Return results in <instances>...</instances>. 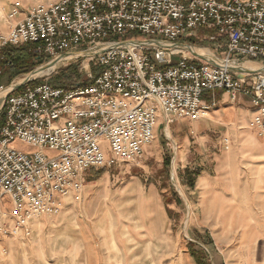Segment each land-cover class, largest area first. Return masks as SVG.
Here are the masks:
<instances>
[{"label": "built area", "instance_id": "obj_1", "mask_svg": "<svg viewBox=\"0 0 264 264\" xmlns=\"http://www.w3.org/2000/svg\"><path fill=\"white\" fill-rule=\"evenodd\" d=\"M20 8L13 5L8 21ZM202 31L211 32L202 39L223 54L220 64L185 53L187 41ZM22 46L51 60L85 49L93 65L83 67L87 85L65 89L46 81L6 94L0 106V238L29 237L33 221L59 215L66 198L81 194L86 172L141 158L160 118L165 129L207 117L219 104L218 91L230 104L250 100V128L264 137V0H59L37 6L0 35V93L5 73L15 69L4 50ZM243 61L259 70L231 71ZM17 140L36 150L12 148ZM223 145L228 150L229 140Z\"/></svg>", "mask_w": 264, "mask_h": 264}, {"label": "rangeland", "instance_id": "obj_2", "mask_svg": "<svg viewBox=\"0 0 264 264\" xmlns=\"http://www.w3.org/2000/svg\"><path fill=\"white\" fill-rule=\"evenodd\" d=\"M32 8L34 6H22L16 20ZM209 34L211 32L202 31L189 39L187 44L191 49L186 47L189 51L185 53L190 55L196 48L201 51L193 52L204 59L215 56L219 61L223 59V54L213 51L212 43L202 39ZM25 50L33 49L22 46L4 52L13 58L23 55ZM206 51L211 52V57L204 55ZM70 54L76 56L72 59L64 56L55 66L51 65L55 60L36 55L38 66L33 71L23 74L15 68L5 73L1 83L9 91L11 86H20L28 78H36L28 85L51 83L62 70L78 65L77 85L88 84V68L85 70L83 67L87 64L91 67L93 61L84 55H87L85 49ZM240 66L260 67L249 61L241 62ZM23 87L18 90H23ZM217 99H222V91L217 92ZM252 108L250 100L244 97H240L236 104L222 102L210 111L211 117L182 119L171 125L170 137L166 135L160 118L155 140L141 158L132 163L86 172L81 194L66 198L59 215L33 221L29 237L0 238V264H196L189 253L191 243L205 254V261L209 264H262L264 240L253 241L255 236L250 233L243 237L249 242L243 247L238 243L239 234L235 231L241 227L252 232V225L264 229V217L254 220L255 210L243 204L235 187L242 180L239 166L245 174L254 168L255 193H263L264 155L258 156L263 144L248 139L249 133L256 131L249 127V121L245 125H230L242 109ZM244 134L246 137H241ZM258 138L264 140V137ZM224 139H230L233 154H227ZM106 146L104 143V150ZM11 147L21 152L36 150L19 140ZM248 154L255 157L256 164L250 165ZM222 167L230 171L228 176L233 182H228L223 188L233 199L210 196V200H201L209 215L216 213V225L204 218L199 210L194 215L191 208L193 203L198 204L199 180L202 178L200 187L204 192L208 189L207 177L225 178ZM247 177L250 178L249 174ZM262 193L257 199L263 205L260 212L264 216ZM165 198L170 202L167 207ZM167 208L177 214L175 220L169 218Z\"/></svg>", "mask_w": 264, "mask_h": 264}, {"label": "crops", "instance_id": "obj_3", "mask_svg": "<svg viewBox=\"0 0 264 264\" xmlns=\"http://www.w3.org/2000/svg\"><path fill=\"white\" fill-rule=\"evenodd\" d=\"M58 1L59 0H25V1L24 0H16L15 3H12V0H0V35H6L10 31V29L13 28L18 22L23 20L25 15H26V13L23 14V16L19 20L15 19L13 21H7L6 20V15L9 14V12L11 11V8H12V6L14 4H16V3H19L20 5L23 4V5H21V7L24 6L26 8L29 5H31V6H34V8H35L37 6H45L44 3L50 5V4L56 3ZM223 98H224V96H222V99H217L219 104L222 103V102H228L227 101V96H225V101H223ZM253 117H254V111L253 110L242 109L241 113L234 117L233 123H230V125H233V126H235L234 124L245 125L249 121V127H250V122L252 121ZM228 136H229V134H228ZM241 137H246V135L245 134L241 135ZM258 137H260L259 136V131L256 130L255 133H253V132L249 133L248 139L250 141L261 142L263 144V145H260V147H261L260 149L261 150H260L259 155H258V156H262V154L264 155V140L261 141V140H259ZM228 140L230 142V145H229V149L226 150V151H228L227 154H230V153L233 154V151H230V148L232 147L231 146V141H230V139H228ZM246 157L249 160H251L250 165L256 164V163H254L255 159H253L255 157H253L252 154H248ZM260 163H262V162H260ZM239 167H240V176H241V179L243 181L241 180L239 186H237V185L235 186L236 187V191H237L238 195L243 199V201H244L243 204L246 205L247 207H252L255 210V214L253 215V218H254V220L258 221L261 218H263L264 216L260 212V210L263 209V205L257 199L258 196H261L262 192H260L258 194L255 193L256 192L255 188H254L255 182L252 180L253 179V177H252L253 170H256V169L253 168V169H250L249 171H247V173L250 176V178H248L247 177L248 174L244 173V169L241 166H239ZM223 170L226 173L225 178L212 179L210 177H207L208 180H209L208 189L205 190L204 192H203L202 188L200 187V181H201L202 178L199 180L198 189L200 191V196H199L198 204L196 205V203H193V207L191 208L194 215L199 210L200 214L204 218L210 219V221L212 220L216 225L218 224V220H216V215H215L216 213L209 215L206 212L205 207L202 205V203H201L202 201L201 200H202V198H204L206 200L207 199L210 200V196H217L218 198H224L226 200L233 199L232 198L233 196H231L229 193H227L226 190L223 188V186L225 184L228 185V182H231V183L233 182V180H231L229 178V176H228L230 171H229V169H224V168H223ZM219 180H222L223 182H220ZM262 188H263V193H264V187H262ZM203 195H205V196H203ZM252 228H253L252 232H250L249 229L246 230V229H243L241 227L235 229V231L238 232V234H239L238 243L240 242V244L243 247H246L247 244L249 243V242H246V240H243V237H245L247 234L253 233L255 235V240H253V241L260 242L261 240H264V229H262L259 226H255V225H252ZM231 231L232 230H230V232ZM247 263H249V262H247ZM262 264H264V257H263Z\"/></svg>", "mask_w": 264, "mask_h": 264}, {"label": "trees", "instance_id": "obj_4", "mask_svg": "<svg viewBox=\"0 0 264 264\" xmlns=\"http://www.w3.org/2000/svg\"><path fill=\"white\" fill-rule=\"evenodd\" d=\"M36 58L37 56L35 55L33 50L29 52L25 50V53L23 55L18 57L17 56L13 57L15 68L19 69V73L28 74L38 66L36 65L35 62ZM78 79H79L78 65H71L66 69L62 70L58 75L53 77L51 80V84L59 88L72 89L77 85ZM32 84H36V83H32ZM169 203L170 202H168V199L165 198L166 207L169 205ZM179 205L180 206L183 205L181 200H179ZM167 214L171 220H175V217L177 215L175 214V212H173V210H170L168 208H167ZM189 253L191 257L195 260L196 264H209L206 263L205 261L206 260V257L204 256L205 254L202 251L197 250L195 245L192 243L189 245Z\"/></svg>", "mask_w": 264, "mask_h": 264}, {"label": "bare ground", "instance_id": "obj_5", "mask_svg": "<svg viewBox=\"0 0 264 264\" xmlns=\"http://www.w3.org/2000/svg\"><path fill=\"white\" fill-rule=\"evenodd\" d=\"M105 49V47L104 46H102V47H98V48H96V49H94L95 51H103ZM176 51L178 50V49H175ZM95 51H93V52H95ZM193 51H196V52H200L201 50H196V48H194L193 49ZM202 51H205V50H202ZM90 54H91V52H90ZM93 54V53H92ZM87 55H89V53H87ZM206 57H211V53L210 52H208V51H206V54H204ZM76 55H70L69 56V58H73V57H75ZM201 57V56H200ZM215 58V57H214ZM213 57H212V59H207V60H209V61H211V62H213V63H218V64H220L221 62L219 61V59L217 58H215L214 59ZM241 64H239V66H240ZM48 66V65H47ZM52 66H54V65H52ZM52 66H49L48 68H50V67H52ZM239 70L240 71H242V72H249V73H255L254 71H257V70H259L258 69V67H242V66H240V68H239ZM252 71V72H251ZM28 79H31V78H28ZM22 81V80H21ZM20 84V83H19ZM16 86H18V85H16ZM10 91H13V89L12 88H10ZM9 91V89L8 90H4V91H2L1 93H0V106H1V104H2V102H3V100H4V98H5V96H6V92H10ZM208 117L210 116L211 117V115H207ZM165 133H166V135L168 136V137H170V130H169V128H166L165 129ZM230 229V228H229ZM255 235L253 234L252 235V237H254Z\"/></svg>", "mask_w": 264, "mask_h": 264}, {"label": "water", "instance_id": "obj_6", "mask_svg": "<svg viewBox=\"0 0 264 264\" xmlns=\"http://www.w3.org/2000/svg\"><path fill=\"white\" fill-rule=\"evenodd\" d=\"M157 46H162V44H160V43H155ZM188 48L189 49H191V47L190 46H188ZM85 56H87L86 54H84ZM63 58H64V56L63 57H61V58H59L58 60H55V61H53L52 63H51V65H57V64H59L60 62H61V60H63ZM41 69H43V68H41ZM43 70H45V69H43ZM231 71H233V72H239L240 70H239V68H237V67H232L231 68ZM260 72H264V68H262L261 70H260ZM34 79H36V78H32V79H27L23 84H21L20 86H11V88L14 90V91H16V90H18L19 88H21V87H23V86H25V85H28L30 82H33L34 81Z\"/></svg>", "mask_w": 264, "mask_h": 264}]
</instances>
